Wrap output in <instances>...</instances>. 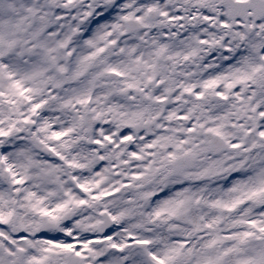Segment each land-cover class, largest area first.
<instances>
[{"label": "snow or ice", "instance_id": "snow-or-ice-1", "mask_svg": "<svg viewBox=\"0 0 264 264\" xmlns=\"http://www.w3.org/2000/svg\"><path fill=\"white\" fill-rule=\"evenodd\" d=\"M0 264H264V0H0Z\"/></svg>", "mask_w": 264, "mask_h": 264}]
</instances>
